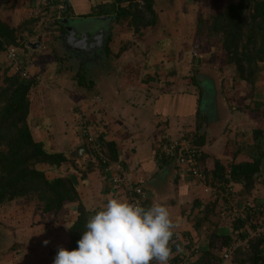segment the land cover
<instances>
[{
    "label": "crops",
    "instance_id": "crops-1",
    "mask_svg": "<svg viewBox=\"0 0 264 264\" xmlns=\"http://www.w3.org/2000/svg\"><path fill=\"white\" fill-rule=\"evenodd\" d=\"M157 1L158 0H154L153 7L156 15L160 12ZM42 2V0H0V20L7 22L11 26L19 25L26 20L28 15H39ZM67 2L71 8L69 19L77 21L80 19L115 16L117 13V5L113 0H67ZM230 2L235 3V1ZM194 4L195 3L192 5L193 8L196 6ZM193 8L188 13H194L195 11H193ZM169 12L174 13L173 11ZM194 18L196 20L197 16L194 15ZM195 20L192 27L185 26V32L188 33V35H190L189 33H193L191 34L193 35L192 40H194L196 34ZM102 24L98 23L97 25L100 26ZM183 26L184 25H181V27ZM85 27V29L89 31L95 29V25L92 23L85 25ZM149 28L150 27H147L146 30L149 31ZM120 29L122 30L120 31ZM110 30L111 32L113 31V33L110 35L109 32L110 36H108L102 48L103 52L101 51V54L105 53V55L101 56L98 52L96 56V54L94 55V53H92L87 55L86 59H95L97 57L98 59H108L109 57L107 55L109 53L113 56V59L116 60L135 59L130 54V44L126 45L125 41H121L126 39L129 42L132 38V31L126 28V26L121 28L117 20L111 23ZM174 32L180 34L175 35V39H179L183 42L181 45L178 43L180 46L177 48L172 47L166 51L164 48H161L163 42H159L160 39H158L157 43H154V45H146L147 50L144 51V54L142 53V57L139 56L140 59H158V64L153 66L154 70H152L153 68L150 69L151 67L148 69V65L142 64L144 65L143 70L145 76L142 78L141 83L145 84V88L141 93L137 89V86L131 84V81L134 80L133 74L137 76L140 68L136 69L137 67H133V65L130 66L128 63H124L128 69L126 70L124 66V71L126 70L131 76L126 74V76H129L126 78L122 76V74H118L114 69L111 73H108L109 71L106 69L108 63L106 60L105 62L102 61L98 63L97 67H93V74L88 72V69L85 70L84 66L79 64V62L77 65H80V70L83 69L81 72L77 71L75 67V69L70 68L69 59L72 58V56L63 52V44L60 36V34L64 33L62 26L60 31H56V34H59L57 38L50 40V37L42 34L41 36L43 37L39 36L36 41H30L32 43H39L37 47L38 50H42V47L46 48L47 53L45 57L47 59L55 57L56 59L64 60L58 61V65L57 63L55 64L56 69L50 65H46L47 67L45 70L48 69V73L40 74V80L36 87H44L45 81L49 82L53 80V84H57L58 88L55 89V94L53 93L55 98H52L48 109L47 107L44 108L43 102V106L37 110V115L31 110V102L33 100L30 98L28 124L31 129L32 126L39 130L48 127L49 129L47 128V132L45 131L42 137L35 140L42 141L45 148L48 150L68 154V157L72 161L83 160V155H85V136L93 137L95 132L104 133L106 139L114 141L117 146L119 161L116 162L115 165H120L133 182L142 184L147 192L149 207L153 204H160L166 207L170 213L171 219L176 225L174 232H177V227L180 230L184 227L185 229L183 230L191 234L193 229H191V227L194 225V217L198 215H192L190 205L195 201V198H199L201 187L195 185V182L190 180L186 174L182 173L176 164L161 162L157 156L159 146L161 143L177 137H185L190 140L191 137L194 136V132H198V135H204L205 137L201 151L202 154L208 156L207 158L217 159L223 162V164L233 160L235 162L246 160L249 138H247L248 140L245 139L242 141L241 138H238L239 134H237V130H240L239 122L243 121V119L246 121L244 125L245 130H251L253 127H261V124H264L263 119L260 118L258 114L249 111V104H251L252 101L264 102V67H262L257 74L255 90L251 95L248 94V86L246 83H241V85L239 84L240 86L234 88L232 85L233 79L231 72H229L230 69L227 65H217L216 62H211L210 65L215 69V72H207V75L203 74L205 70L202 67V63L204 62L202 60L194 69V73L197 76L194 74L193 86L191 87V83L188 84L186 82L188 77H186L185 73L179 72L187 68L186 59H192L194 56L196 57L199 55L196 51L194 54H191L194 51L193 44L190 43L189 38V42L187 43L186 33L180 31V26L178 31L174 30ZM119 33L121 34L120 36ZM142 37H144V39H142L141 42L144 43L147 37ZM147 41L149 42V39H147ZM120 47L124 50L119 52ZM187 47L189 48L188 50ZM153 50L154 54L152 52ZM31 51L34 52V49ZM33 52L30 53V55H35ZM71 52L72 51H70V53ZM36 56L37 55H35V57ZM207 56L206 54V59H208ZM212 56L213 51L209 54L210 58H212ZM1 58L5 59L4 56ZM160 59L176 60L173 61V64L170 63L171 66H167L165 69ZM118 62L119 61H116L117 64ZM112 63L114 64L115 62L112 61L111 64ZM104 64L105 66H103ZM132 64H140V62L139 60H133ZM147 64L152 66L150 62H147ZM145 66L147 67L144 68ZM111 67L113 66H110V68ZM133 68H135V70L131 73ZM29 69L37 72L41 71L42 67L39 66L37 68V66L30 64ZM190 70H193V67H191ZM48 76H50V79ZM82 76L86 78V87L79 83V79L81 80ZM41 78L43 79L41 80ZM227 81L228 84L225 85ZM69 87L74 88L76 93L72 94L71 92L69 93L70 95H65L63 90ZM222 92H224V94H222ZM242 93L247 96V98L243 100L246 103L244 109H241V107L229 100ZM127 95L134 98L133 100L136 101L135 105H128ZM63 96H66L65 98L68 97L66 104L62 101ZM225 96L228 98V103L224 98ZM79 98H82L84 101L78 103ZM202 100L204 101V110L200 109ZM60 101L63 103H60ZM45 102L48 104L47 99H45ZM81 103L86 104L85 108L81 106ZM76 109L80 110L86 119L81 126V128L84 127L86 130L83 137L82 134L79 133L80 130H75L76 128L74 127L75 123L73 118H75ZM227 109H229V111ZM209 110L210 115L207 113ZM225 110L229 112L231 117L230 120L226 118L224 113ZM212 111H214V113ZM238 112H243L244 116L250 115L247 119L244 116L241 118L242 116ZM124 113L126 114L124 115ZM97 114H99V117ZM197 115L200 119L199 128L196 127ZM36 116L39 117L36 118ZM223 121H226V123L222 131L214 134ZM57 132L58 136L56 137L54 134ZM249 132L246 133L249 134ZM232 133L233 135L231 137L227 136ZM48 137L57 143V145L63 143V149L57 150L56 148L53 149L50 147L51 145H47L44 138ZM77 147L82 149L80 156H77L75 152V148ZM85 164L88 166L86 161ZM87 166H84L86 170L88 169ZM73 167L72 162L64 164L61 168V174H66L65 172H68V175H76L79 170L76 169L72 172ZM97 170L98 167L96 168L95 166L92 170H87L86 174L89 175V177H87L89 181L83 185L84 190L83 188L80 189L82 195L87 192L91 195L95 194L96 196L105 193L106 197L110 196L109 199L116 197L120 200L124 199L123 195L120 197L116 196V193L110 192L108 189L110 185L109 174H107V176H101ZM53 176H55V174ZM87 178H85L84 181ZM262 190L264 191V187ZM190 194L195 196L191 204L189 203V198L187 199V197H190ZM95 195L94 197H96ZM260 195L261 193H259V196ZM85 196L87 197V195ZM88 198H90L89 195ZM100 199L103 200L102 197ZM18 201L19 200H15L7 204H14L15 206ZM65 207L71 208V205ZM3 220H5V217L1 216L0 263L2 264H53L58 249L60 247L67 249L69 238L65 228L66 225H61L59 223V230L55 232L53 229L57 226L54 225L51 231L48 232V234H51L52 239H58V241H55L54 244L52 241L50 245L52 249L50 251L47 249V254L41 252L45 245L43 243L44 245L38 248V252L33 254L34 257H38L37 260H34L31 256L33 251L30 252V248L27 247V244L33 245L39 242L41 237L38 233L32 234L27 240H25L24 237L21 239L22 237L16 234L9 224H6V220ZM20 222L23 221H19L18 223ZM190 229L191 231H187ZM194 233L196 234V232ZM60 240L63 242H59ZM193 240L197 242L196 239ZM224 264L228 263L225 262Z\"/></svg>",
    "mask_w": 264,
    "mask_h": 264
},
{
    "label": "trees",
    "instance_id": "trees-1",
    "mask_svg": "<svg viewBox=\"0 0 264 264\" xmlns=\"http://www.w3.org/2000/svg\"><path fill=\"white\" fill-rule=\"evenodd\" d=\"M113 1L117 5V22L125 21L136 34L157 23L154 0ZM222 5L221 11L210 15L208 20L203 21L200 15L197 16L196 36L204 38L207 45L221 47L224 55L222 65L231 68L233 81L247 84L248 94L251 95L255 90L257 74L264 67V0H237ZM48 10V7L41 5V15L30 17L18 26L0 20V58L5 57L0 61V206L29 199L37 202L43 216H58L65 206L76 204L75 218L66 227L69 238L67 250L71 251L78 247L77 241L86 230V222L95 212L85 207L80 190L83 187L78 186L71 175L60 174L48 178L46 172L59 173L64 164L73 161L68 154L48 150L42 141L35 140L28 124L29 91L38 85L40 74L45 69L29 73L30 64L36 66V62H43L44 59L30 56L27 43L35 41L30 38L44 34L47 29L52 28L55 33L61 30L58 21H48ZM38 21L42 27H36ZM12 46L17 48L18 69H15L18 67L15 62L5 56L7 48ZM192 59L198 65L201 57L194 56ZM79 81L86 87V81ZM249 111L258 114L264 121V102L252 101ZM199 123L197 115V128ZM249 134L251 142L247 147L246 160H233L226 164L202 154L204 135L194 132L189 140L199 151L197 159L202 165L203 178L198 182L187 176L200 187L208 186L216 190L208 202V208L218 218L225 219V223H211L213 228L197 242L191 239L189 232L180 235L174 232L170 242L174 264H180V259L187 252L193 256L188 264H264V235L251 236L254 222L264 225V198L259 196V189L264 187V126L253 127ZM87 138L85 136L83 155V160L88 164H85L87 170L95 166L101 176H107L105 169L110 163L119 161L115 142L107 140L106 135L99 132L90 137L92 143ZM159 159L163 163L176 164L174 157L162 156ZM81 178L85 179L86 174H82ZM133 185L145 189L139 182H133ZM123 186L120 184L116 187L114 193L119 197L123 195L122 201L130 203ZM228 186L233 188V196L236 197L234 203H224L221 193H217L218 190H227ZM225 204L228 210L224 209ZM194 205H200L199 201L196 200ZM143 207H149L148 198ZM202 216L194 217L195 230L200 229L207 220L206 215Z\"/></svg>",
    "mask_w": 264,
    "mask_h": 264
},
{
    "label": "rangeland",
    "instance_id": "rangeland-1",
    "mask_svg": "<svg viewBox=\"0 0 264 264\" xmlns=\"http://www.w3.org/2000/svg\"><path fill=\"white\" fill-rule=\"evenodd\" d=\"M194 1H196V2H194ZM230 1H232V2L235 1L236 2L237 0H225V1L223 0V2H221V3H220V0H193V1L192 0H158L157 3L159 4L158 8H159L160 12L157 14V23L154 26L150 27L149 31H147L146 28H144V29H141L140 32H138L137 34L135 32H132L133 33L132 34V38H131L132 40L130 39L129 42H128V40H126L124 38H123L124 40H121V41H125L126 45L130 44V46H131L130 47V49H131L130 50V52H131L130 54L135 59H117L116 60V59H113V56L109 53L107 55L109 57L108 59H98V61L99 62H102V61L105 62V60H106L107 63H108V67L106 68L107 71H109L108 73H111V71H113V69H114V71H116L118 74H122V76H125V78L129 77L128 75H130V74L127 73L126 70H128V69H127V67L125 66L124 63H128L130 66L133 65V67H137L136 69L140 68L139 69L140 71H138L137 76H135L133 74V79L134 80L131 81V84L133 86H137V89L141 93V92H143V89L145 88V84L141 83L142 78L145 76V73H144V70H143V66L144 65H148V69L151 67L150 69L153 68L152 70H154L153 66L158 64V62H157L158 59H140V57H142V53L144 54V51L147 50L146 49L147 46L148 45L151 46L152 44L154 45V43H157L158 39H160L159 42H163L162 45H161L162 49L164 48V50L168 51L172 47L173 48H177L183 42H181L179 39L178 40L175 39V37H176L175 35H180V34L179 33H175L174 30L178 31L179 26H180V31H183V33H186L185 32L186 31V27H189V26L192 27V25H193V22L195 20L194 15H196V16L200 15L201 18L203 19V21H204V19L208 20L210 15L216 14L217 12L221 11L222 6H223L222 4H224L225 2H230ZM193 3H195L194 5H196L194 8L192 6ZM192 8H193V11H195V12L194 13H188ZM169 11H171V12L173 11L174 13H170ZM30 16L31 17H36V15L30 14V15H28L26 17V19H29ZM44 20H45V18H44ZM39 23H40V21H38V23L36 25L37 28L38 27H42V26H40L41 24L39 25ZM196 23H197V19L195 20V23H194L195 24V28H196ZM87 24H89V23H87ZM119 24H120L121 28H124V26H126V28H129L126 25L125 21L122 22V23H119ZM181 25H184V26L181 27ZM16 26H18V25H16ZM98 26L99 25L95 24V29H93V31H96ZM121 30L122 29H120V31ZM145 30H146V32H145ZM130 31H132V30L130 29ZM111 33H113V31L111 32V30H110V35H111ZM120 33L123 34L122 32H120ZM120 33H119V36L121 35ZM189 34L190 35H188V33H186V39L188 40L187 43L189 42V39H190V43L193 44L194 51L191 54H194V52L196 51L198 53V55L201 57L199 64L201 63V60L204 61L202 63V67L205 70L203 72V74L207 75V72L208 73L215 72V69L212 68L210 63L211 62H213V63L216 62L217 65L218 64H220V65L222 64V60L224 58L223 57L224 55L222 54L223 51L221 50V47H219V45H215V47H212L211 44L207 45L206 44V40L204 38H202V37L198 38L196 36V34L194 36L195 38L193 37L194 40H192V36L193 35H191V34H193V33H189ZM44 35L47 36V37H50V40H51V39L54 38L56 33L51 28V29H47V31L44 32ZM61 35L62 34H60V36ZM110 35L108 34V36H110ZM36 36L39 37L41 35L37 34ZM36 36L35 37H31L30 39L36 41L37 40ZM142 36L147 37L144 43L141 42V40L144 39V37H142ZM41 37H43V36H41ZM147 39H149V42L147 41ZM33 43H37V42H33ZM119 45H120V43H119ZM126 45H125V47H126ZM178 49H175V50H178ZM182 49H185V48H182ZM188 49L189 48L187 47V50ZM29 50H30V53L33 52V51H31L32 49H29ZM122 50H124V49H122V47H120L119 48V52L122 51ZM101 51L99 52L100 54L103 52V51L102 52ZM211 51H213L212 58L209 57V54H210ZM96 52H98V51H96ZM152 52L154 54V50ZM33 53H35V55H37L36 57H35L34 54L32 55V57L34 59H44L43 62H40V63L36 62V66H38V64H40L42 69L43 68L45 69L47 67L46 65H50L51 67L56 69V65L55 64L57 63V65H58V61L64 60V59H56L55 57L52 58V59H50V58L47 59L45 57L46 56L45 54L47 53V50H46L45 47H42V50H38V48H36V49H34ZM159 53H161V52H159ZM206 54L208 55L207 56L208 59H206V57H205ZM103 55H105V53L101 54V56H103ZM199 56H196V57H199ZM137 57H138V59H137ZM133 60H136V61L139 60L140 64H132ZM175 60L176 59H162V60L160 59V61L164 64L163 68H165V69H166L167 66H171L170 63L173 64V61H175ZM0 61H2V58H0ZM112 61L115 62V63L111 64ZM116 61H119L118 64L116 63ZM185 61H186V65H187L186 67L187 68L180 70L179 73H182V72L185 73L186 77H188V80L186 82L188 84L191 83V87H192L193 86L192 82H193L194 74H195L194 73L195 72L194 68H196L197 63L196 62L193 63L194 59H186ZM77 62L78 61H76V62L73 61L71 63V61H70V64H69V65H71L70 68L76 67L77 66ZM147 62L152 63V66L147 64ZM161 62H159V63H161ZM143 63H144V65H142ZM80 64H82V63H80ZM103 66H105V64ZM110 66H113V67L110 68ZM124 66L126 68L125 71H124ZM90 67H91V69L90 70L88 69L89 70L88 72L93 74L94 73L93 70H92L93 66L90 65ZM146 67L147 66H145L144 68H146ZM191 67H193V70H190ZM228 68L230 69L229 72H231V76H232V70H231L230 67H228ZM28 70H29V73H31V74L34 73V70L32 71L29 68H28ZM47 70H45L42 74H45V73L47 74L48 73ZM85 70H87V69H85ZM134 70H135V68L132 69L131 73ZM145 70H147V69H145ZM126 74H128V75L126 76ZM195 76H197V75L195 74ZM48 77L50 79V76H48ZM42 79L43 78H41V80ZM82 79L85 81L86 78L84 76H82L81 80ZM39 80H40V78H39ZM52 81L53 80H51L49 82L45 81L44 87H41L42 90H41L40 87H33L29 91V93H30L29 97L31 98V100H33L31 102V110L35 113V115H37V110H39L43 106V102H44V108L47 107V109H48V107L50 106L49 104H50L52 98H55V96H54L55 89L58 88V85L57 84H53ZM227 84H228V81L226 82L225 85H227ZM239 84L241 85L240 82L232 81V85L234 86V88L240 86ZM53 87H55V88H53ZM63 91H64V94L67 95V96L70 95L69 93H71V92H72V94L76 93L74 88H71V87L66 88ZM222 94H224V92H222ZM246 94H247V92H246ZM35 96H36V98H35ZM244 96L245 95H243V93H242L241 95L239 94L237 96H234L233 98H230L229 100L233 101L237 106L241 107V109H244L246 107V103L243 100H245L247 98V96H245V98H244ZM65 97L66 96H63L64 100L62 98V101H64L65 104H66L68 97L67 98H65ZM224 98L226 99V102L228 103V98L226 96ZM45 99H47L48 104L45 102ZM133 99L134 98H132L131 96H128V103H129L128 105H135L136 104V101H134ZM80 101H84V100L82 98H79L78 103H80ZM60 103H63V102L60 101ZM81 106L83 108H85L86 104L83 103ZM227 110L229 111V109H227ZM212 112L214 113V111H212ZM207 113L210 115V110ZM224 113H225L226 118L230 120L231 117H230L229 112H227L225 110ZM125 114L126 113H124V115ZM239 114L242 116L241 118H243L244 113L241 112ZM249 115H247V116L245 115L244 117H246V119H247V117H249ZM97 116L99 117V114H97ZM101 116H102V114H101ZM38 117L39 116H36V118H38ZM73 119H74V123H75L74 127L76 128L75 130H80V132L79 131L78 132L81 133L82 137H83L85 135L84 133H86L85 128L84 127L81 128L82 124H84V122L86 121V119L84 118V114L80 110L76 109L75 118H73ZM252 119L254 120L253 116H252ZM225 123H226V121L221 122V126L218 128V130L214 134H217V132H221ZM239 124H240V130H237L238 131L237 134H239L238 138H241L242 141H244L245 139L249 138V144H250L251 136H250V134L246 133V132H249L250 130L249 129H246V130L244 129L245 128L244 125L246 124V121H244V119H243V121L239 122ZM263 126H264V124L262 123L261 127H263ZM47 128L43 129V130H41V129L39 130L38 128L32 126V129L30 128V130H31L32 135L35 137V139H39L40 137H42V134H44L45 131L47 132ZM242 134H243V136H242ZM54 135H56V137H57L58 136V132L55 133ZM232 135H233V133L229 134L227 136L231 137ZM179 138H181V137H177L175 139H179ZM44 139H45V143L47 145H51L50 147H52L53 149H55V148L57 150L58 149L59 150L63 149V147H62L63 143H60V144L57 145V143H55L53 140H51L50 137L44 138ZM75 152H76L77 156H80L81 153H82V149L77 147V148H75ZM72 165L74 166L72 172L75 171L76 169H78L79 172L76 175L74 174L76 176V178H75V176L73 174L71 176L77 181V185L78 186L82 185V187H83V185H85V183H87L89 181L88 180L89 178H87V177H89V175L86 174L87 170H86V168H84V166H86L85 165V161L84 160H82V161L81 160H75V161L72 162ZM65 173L67 174L68 172H65ZM83 173L86 174V178L87 179L85 181H84L83 178L80 177V176H82ZM46 174H47L48 178H52L53 175H54V174H51L49 172H46ZM60 174H61V172L55 173V176H60ZM195 185H197V184H195ZM197 186H200V185H197ZM93 187H94V184H93ZM83 190H84V188H83ZM198 191H199V189H198ZM259 191H260L259 193H261L260 197L262 196V198H263L264 191H262L261 189H259ZM85 195H87V197ZM88 195L90 196V198H88ZM94 195L89 194V192H87L86 194L83 193V195H82V201H83L85 207L88 210H95L96 208L97 209H99V208L102 209L104 207V205L107 203V201L109 200V198H110V196L106 197L105 193L101 194V195H98V196L95 195L96 197H94ZM189 196L191 197V199H190V197H187V199L189 198V203L191 204V202H193L192 199L195 196L192 195V194H190ZM211 196L212 195H210L209 193L205 192L203 187L201 186L200 195L198 196L199 198H195V201L198 200L200 205L195 206L194 205L195 201L190 205L191 206L190 210H191V213H192L193 216H195V215L197 216L198 215L197 217L201 218V217H203L202 215H204V216L206 215V217H207V220L204 221L205 223L200 229L195 230L193 225H192V227H191V229L193 228L192 231H191V229L187 230V231H191V235H193V236L190 235L191 239H196V240L203 239V237L213 228V225L211 223H216V222H217V224H221V223L224 224L225 223V219H220V217L218 218L217 215L213 211H209L208 202L210 200H212ZM101 197L103 198V200L100 199ZM75 207H76V204L71 205V208L64 207L62 213L59 214L58 216H51V215H47V214L42 216L40 214L41 212L38 210L36 201L29 200V199H20L15 206H14V204L13 205L6 204V205H3L2 207H0V221H1V216H4L5 220H6V224H9L11 226V228L14 229V232H16V234H18V235H20L22 237V238L20 237L21 239H23V237H24L25 240H27L28 238L31 237L32 234H37L38 233V235L41 237L40 241L37 242V243H34L33 245L32 244H27V247L30 248V252L33 251L31 256L34 258V260L35 259L37 260L38 257L37 256L34 257L33 254L38 252V248L43 246L45 244L44 243L45 241H48V243H47L48 247L46 246V244L44 245L43 250L41 251L44 254L46 252H48L47 249H49V251L52 249V247L50 246L52 241H53V244H54L55 241L56 242L58 241V239L57 240L52 239L51 234H48V232L51 231V229H52V227L54 225H56L57 227H55L53 230L55 232L57 230H59V228H60L59 223L61 225H66L65 226V228H66L68 226V224L71 221H73L74 218H75V215H76ZM5 220H3V221H5ZM19 221H23V222L18 223ZM181 229L182 230L178 229V227H177L178 235H180V233H182V232H186V230H183V229H185L184 227H182ZM15 230H17V231H15ZM194 232H196V234ZM61 241L62 240H60L59 242H61Z\"/></svg>",
    "mask_w": 264,
    "mask_h": 264
},
{
    "label": "clouds",
    "instance_id": "clouds-1",
    "mask_svg": "<svg viewBox=\"0 0 264 264\" xmlns=\"http://www.w3.org/2000/svg\"><path fill=\"white\" fill-rule=\"evenodd\" d=\"M94 212L78 247H60L53 264H169L173 258L170 242L176 225L166 207L111 198Z\"/></svg>",
    "mask_w": 264,
    "mask_h": 264
},
{
    "label": "built area",
    "instance_id": "built-area-1",
    "mask_svg": "<svg viewBox=\"0 0 264 264\" xmlns=\"http://www.w3.org/2000/svg\"><path fill=\"white\" fill-rule=\"evenodd\" d=\"M42 5L48 7V21L51 20H61L67 19L71 15V8L68 4L67 0H42ZM6 59L10 61H14L15 65L18 66L15 69H18L20 65H17V48L12 46L8 47L6 50ZM87 140L89 142H93L92 139L88 136ZM199 151L191 145L188 138L181 137L179 139H172L170 143L163 144L159 146L157 151L158 158L164 157H174V162L179 166L180 170L184 174H188L195 181H200L203 178L202 174V165L198 161ZM106 174H109L110 181V192L116 191V187L120 184L124 185L126 188L127 195L130 198V203L139 204L143 207V203L146 201L147 192L145 189L139 186H134L132 180L129 175L122 170L120 165H115V163H110L109 166L105 169ZM204 191L209 193L210 195H214L216 190L210 189L208 186H204ZM217 193H221V198L224 203H234L235 196H233V188L228 186L227 190L221 191L218 190ZM227 205L225 204L224 209H227ZM228 210V209H227ZM254 228L252 229V237H256L259 235H264V225L261 223L256 224L253 223ZM191 252H187L180 259V264H188L189 261L192 260ZM225 257H228L225 256ZM1 264V263H0ZM169 264H174L172 260L169 261Z\"/></svg>",
    "mask_w": 264,
    "mask_h": 264
},
{
    "label": "water",
    "instance_id": "water-1",
    "mask_svg": "<svg viewBox=\"0 0 264 264\" xmlns=\"http://www.w3.org/2000/svg\"><path fill=\"white\" fill-rule=\"evenodd\" d=\"M116 20V15L80 19L78 21L69 18L58 20V23L64 30V33L61 35L63 50L74 58L71 59L72 62L73 60L85 62L86 69L87 66L89 67L91 65L90 62H95V60L98 59V57L95 59H86V56L92 53L97 56V53L102 50L106 39L108 38L111 23ZM87 23H92L94 25L100 23L102 25L98 26L96 31H89L88 29H85ZM38 46L39 43H27V47L32 50L36 49ZM70 51L73 53H70ZM86 60L88 62H86ZM200 109L204 110L203 100L201 101Z\"/></svg>",
    "mask_w": 264,
    "mask_h": 264
},
{
    "label": "flooded vegetation",
    "instance_id": "flooded-vegetation-1",
    "mask_svg": "<svg viewBox=\"0 0 264 264\" xmlns=\"http://www.w3.org/2000/svg\"><path fill=\"white\" fill-rule=\"evenodd\" d=\"M93 51H94V50H93ZM63 52H65V51L63 50ZM65 53H66V52H65ZM71 59H72V58H70L69 60L71 61ZM73 61L76 62L77 60H73ZM86 62H88V61L86 60ZM77 63H78V62H77ZM80 63H82V65H83L84 68H85V62H83V61H79V64H80ZM98 63H100V62L98 61V59H96L95 62H90V64H91L93 67H97ZM88 65H89V64H88ZM75 68L77 69V71H80V72L83 70V69L80 70V65H79V66L77 65ZM75 68H74V69H75ZM89 68L91 69L90 66H89V67L87 66L86 69H89ZM92 69H93V68H92Z\"/></svg>",
    "mask_w": 264,
    "mask_h": 264
}]
</instances>
